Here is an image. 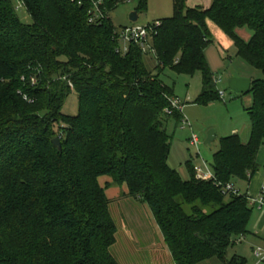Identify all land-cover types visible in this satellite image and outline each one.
I'll return each instance as SVG.
<instances>
[{"label":"trees","instance_id":"trees-1","mask_svg":"<svg viewBox=\"0 0 264 264\" xmlns=\"http://www.w3.org/2000/svg\"><path fill=\"white\" fill-rule=\"evenodd\" d=\"M129 1L19 0L31 19L24 25L0 0V264H119L101 177L148 207L173 264H245L226 256L248 235L253 208L246 195L224 196L197 180L190 164L187 180L169 167L166 123L182 115L172 111V89L160 77L167 69L199 73L194 104L221 100L204 56L213 43L207 21L261 72L246 94L248 141L221 138L211 166L222 185L248 182L264 145V0H209L206 9L172 0V16L153 34V71L137 46L116 52L107 15ZM134 1L135 12L146 11L148 0ZM95 8L102 18L90 22ZM71 93L75 116L62 113Z\"/></svg>","mask_w":264,"mask_h":264},{"label":"rangeland","instance_id":"rangeland-1","mask_svg":"<svg viewBox=\"0 0 264 264\" xmlns=\"http://www.w3.org/2000/svg\"><path fill=\"white\" fill-rule=\"evenodd\" d=\"M19 20L24 25H30L31 19L21 6L19 0H9ZM208 0H187L186 6L188 8H204ZM136 3L134 0L119 5L116 9L108 13V18L115 27V31L119 33L123 28L129 26L146 27L153 25L163 19H168L173 14L172 0H148L147 9L139 15L135 23L129 21V16L135 11ZM212 28H216L213 24ZM246 41L250 33L241 34ZM120 49L125 47L123 42H119ZM144 62L147 70L153 71L155 67L154 55L152 52L143 54ZM220 80L217 84L219 93H223L222 100H218L213 104L207 106L195 105L194 102L202 89L201 75L199 73L193 76L177 75L169 69L164 70L161 74L160 80L172 89L173 98L178 101L182 113V118L186 120L189 125L183 127L181 122L178 124L170 119L166 123L167 134L171 137L170 153L168 157V165L175 170L182 179H188L187 165H200L202 162L209 167L213 164V155L219 149V142L221 138L226 137L230 133L231 127H239L249 125L248 116L244 111V103L248 102L249 98L246 96H238L228 90L227 81L230 78H239L246 76L252 81L261 80L263 78L260 71L252 68L237 56L234 48L227 52L224 58V67L215 74ZM62 113L67 116H75L77 113V97L71 93L65 100ZM215 131V139L210 144H205L207 133ZM248 135V130L246 136ZM192 136L198 139V146L191 147L189 142ZM244 138V136H243ZM245 182L234 181L233 186L239 191L240 195L245 194ZM122 202V201H121ZM120 201H111L109 203L110 214L117 227V242L112 247L111 253L119 264H135L133 257L137 254L142 255V259L138 264H172V261L165 259H158V255L152 257V247L146 244L135 246L126 244L125 238L130 231L134 229L129 219H126L127 213H136L134 221L137 224L141 223V227H146L147 223V207L145 204L138 202L132 211L128 206L131 204L122 205ZM134 204V203H133ZM146 208V209H145ZM131 211V212H130ZM260 211L253 210L247 227L248 235L244 237L242 244H235L227 250L226 259L229 261L232 257H238L245 260V264H255L256 260L252 255V245L254 248L262 244L261 239L253 238L255 234L256 225L260 221ZM262 213V212H261ZM263 215V214H262ZM135 216V215H134ZM156 226V225H155ZM151 236V235H150ZM153 237V236H151ZM150 237V239H151ZM126 241V243H125ZM264 241V240H263ZM201 264H221L216 259L202 262ZM260 264H264L260 263Z\"/></svg>","mask_w":264,"mask_h":264},{"label":"crops","instance_id":"crops-1","mask_svg":"<svg viewBox=\"0 0 264 264\" xmlns=\"http://www.w3.org/2000/svg\"><path fill=\"white\" fill-rule=\"evenodd\" d=\"M186 3H187V0H186ZM206 4L207 5H205L203 9H206L209 7L210 1L208 0V3L206 2ZM212 24L215 27H217L211 21H207V29L211 35L213 43L210 44L209 46H207V48L204 51V56H205L206 62L208 64L211 72L213 74H218V72L224 67V58H225V56H227V52L231 48L235 49V47L233 45V42L218 27H217V29L212 28V26H211ZM235 51H236V49H235ZM240 78L248 79V77H246V76H243ZM250 81L252 82L251 79H250ZM241 96H246V94L241 95ZM247 96L249 97L247 99L248 102H243L245 113H246V109H249L252 105L251 95H247ZM211 104H213V103H211ZM180 113H181V110H180ZM181 115H182V113H181ZM246 115H247V113H246ZM248 120H249V118H248ZM247 130H248V135L246 136ZM249 130H250V124L248 125V127L243 126L241 129H239V127H231L230 133L227 136L237 135L241 139V142L243 144H245L249 138ZM243 136H244V138H243ZM256 164H257V171L255 172L253 177L248 182L241 181V182H245L243 184L244 190H245L244 195L249 196V197H257L259 195L260 190L262 188H264V145L259 150V153H258L257 158H256ZM183 180H185V179H183ZM98 183L101 187L105 188V194H106V197H107L109 203L111 201H120V202L122 201L121 202L122 205L131 204V206H128V207L132 211V209H133L132 207L135 208V204H137L139 202V201L133 200L132 198L129 197L128 190H127L125 185H121V186L113 185L111 179L108 177L99 178ZM253 210H257V209L253 208ZM258 211H260L259 214L261 217H260V221H258V225H256V230H255L256 232L253 235V238H255V239L259 238L262 240L261 242L263 243L264 242L263 241L264 240V212L262 210H258ZM125 215H126V219H129L131 224H133V226H134V229L132 231H130L129 234H127L128 236H126L127 238H125L127 243H126V241H125V243L126 244L130 243V245H132V248H134L135 246H141V244L147 243L148 246L152 247V254H151L152 257H154L155 255H158L157 257L159 260H161L162 258L163 259L167 258L168 261H170V263H171V261H172L171 256L163 244L161 233H160L159 229L157 228V226H155L154 221H153V216H152L151 212L149 211V209H147V219L148 220H147V223L145 224L146 227H143V228L141 227L142 221H140V224H138V222H137V224L135 223V221H134V219H135L134 217H136L135 212H132L131 214L126 212ZM150 235L153 237H151ZM150 237H151V239H150ZM243 242H244V240H243ZM253 248H254V245H252L251 249H253ZM154 258H156V257H154ZM133 259H134L133 261L135 262V264H138V262H140V259H142V255L137 254L135 257H133ZM172 264H173V262H172Z\"/></svg>","mask_w":264,"mask_h":264},{"label":"built area","instance_id":"built-area-1","mask_svg":"<svg viewBox=\"0 0 264 264\" xmlns=\"http://www.w3.org/2000/svg\"><path fill=\"white\" fill-rule=\"evenodd\" d=\"M98 18H102V15L98 11V9L95 8L94 13H92L90 22H94ZM158 26L159 23L156 22L155 24L148 25L146 27L129 26L123 28L119 33L115 32V37L118 42L116 52L123 56L127 54L129 46L134 45L140 49L142 54L147 52L153 53L152 38ZM120 41L123 42L125 45L123 49H120L119 47ZM218 83H220L219 79L216 81V84ZM32 84H35V80H32ZM223 96H224L223 93H219V97L221 100L223 99ZM23 100L29 102V99L25 96L23 97ZM169 102H171L172 111L176 110L180 112V107L177 100L171 98ZM170 113L171 112L169 111L168 114L170 115ZM181 124L183 127L188 126L189 129L191 128L189 123L183 118L181 120ZM189 144L191 147H197L198 139L195 136H192ZM193 170H194V176L197 180L211 183L214 187L219 189L221 194H224V196L240 195L239 191L234 188L233 184L222 185L219 181H217L212 168L209 167L206 163L202 162L200 165L193 166ZM247 200L251 207L257 210H262L264 212V188L260 190L259 195L257 197L247 196ZM243 240L244 238H240L237 241V244H241ZM252 255L256 260L255 264H260L264 262V242L261 245L252 249Z\"/></svg>","mask_w":264,"mask_h":264},{"label":"water","instance_id":"water-1","mask_svg":"<svg viewBox=\"0 0 264 264\" xmlns=\"http://www.w3.org/2000/svg\"><path fill=\"white\" fill-rule=\"evenodd\" d=\"M139 14L137 12H133L130 16H129V21L131 23H135L138 20ZM227 86H228V90L235 94V95H245L250 91V86H251V81L249 79L246 78H230L227 81ZM215 131L210 130L207 133V137L205 140V144H210L211 142L214 141L215 139ZM52 144L54 147L60 149V144H59V139H53L52 140Z\"/></svg>","mask_w":264,"mask_h":264}]
</instances>
